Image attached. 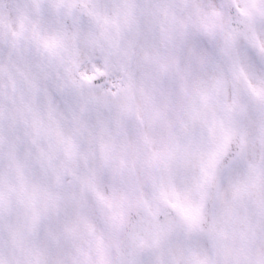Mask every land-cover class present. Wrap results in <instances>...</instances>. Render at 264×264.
Segmentation results:
<instances>
[{
	"label": "rangeland",
	"instance_id": "obj_1",
	"mask_svg": "<svg viewBox=\"0 0 264 264\" xmlns=\"http://www.w3.org/2000/svg\"><path fill=\"white\" fill-rule=\"evenodd\" d=\"M166 1L173 7L174 22L169 50L161 53L160 41H157V53L154 50L157 62L150 42L159 32L162 36V30L149 10L144 11L148 18L143 20L136 16L117 21V12H105L109 21H116L122 35L121 54L107 64L109 85L106 88L109 90L101 88L96 93L102 98L95 99L87 95L93 92L70 90L62 78L65 51L61 36L58 45L57 42L48 44L45 22L41 27L35 22L40 16L46 18L45 8L57 12L59 20H50L51 24L47 25L54 41L61 30L63 7L70 8V0H53L52 3L49 0H0V143L4 146L0 149V185L3 177L4 185L16 187V195L8 202L9 208L4 210L0 200V264H116L112 243L118 222L128 206L137 204L153 214L165 203L177 209L190 231L189 234L183 230L174 232L161 247L160 251L170 252L171 263L214 264L216 257L217 262L224 264H256L246 259L248 243L241 245L237 232L238 241L234 243L218 235L214 248L211 246L215 239L194 230L200 211L196 207L212 171V155L216 150L220 153L236 121L235 114L229 113V97L227 93L223 97L225 88L221 85L222 77L230 68L229 61L219 57V64H224V68L220 65L215 72L218 83L210 68L214 51L211 29L221 25L213 15L217 9L222 11L221 2ZM247 2L253 5L258 48L264 54L263 1L237 0L241 7ZM136 14L143 16L141 10ZM79 31L81 34L84 28L80 27ZM228 36L229 33L223 35L222 46ZM84 40L86 34L80 35V41ZM260 51L252 52L242 40L235 39L234 54L238 63L246 67L244 76L250 87L241 126L242 132L247 134L243 140L245 157L222 176L215 204L217 229L228 222L234 212L245 209L247 225L256 240L250 235V245L261 242L264 236V213L259 214L246 201L247 181L239 186V192L233 189L231 182L242 180L247 173L253 178L246 180L258 181L264 177V152L249 161L252 146L262 143L264 136L261 120L264 97L259 103V95L264 96V83L259 81L258 73L259 67L264 70V58L259 56ZM58 52L62 53L60 59ZM83 53L84 56L80 55L83 69L89 71L99 66L97 62H90L87 55L91 51L86 54L84 49ZM51 70L62 82L61 90L55 87L54 94L49 90L51 99L58 101L63 109L68 107L69 114L77 120L67 142L57 143L53 149L45 146L48 139L44 137L48 134L51 139L52 133L39 123L36 114L35 121L31 104L39 95L47 110L43 112H52L50 127L63 139L67 134L64 121L67 110L61 114L62 108L56 102L51 108L46 92L42 94L39 90L45 77L43 71ZM119 90H122L121 97L117 95ZM108 91L116 95L109 97ZM255 95L256 98L252 97ZM63 96L68 100L64 101ZM69 100L71 106H68ZM7 105L10 123L3 112ZM212 106L216 108L214 112ZM240 108L241 114V103ZM30 118L39 123L41 136L37 144L34 143L36 146L31 140L23 143L21 136L15 137L20 125ZM213 122L219 125L217 130ZM249 122L254 124L253 133H249ZM4 125L12 135L5 134ZM79 153L86 157L92 190L67 169L68 161ZM240 199L247 203L236 208ZM79 205L83 206L81 211ZM237 220L241 221L233 218L228 222L231 232L232 225L237 231ZM257 235L261 238L257 239ZM146 258L138 264H160L155 253Z\"/></svg>",
	"mask_w": 264,
	"mask_h": 264
},
{
	"label": "water",
	"instance_id": "obj_2",
	"mask_svg": "<svg viewBox=\"0 0 264 264\" xmlns=\"http://www.w3.org/2000/svg\"><path fill=\"white\" fill-rule=\"evenodd\" d=\"M230 11H231V9H230ZM221 166H223V165H221ZM215 185H216V177H215V179H214V181L213 182H211V184H210V187H209V189L213 192L214 191V188H215ZM209 202H210V199L208 200V202L206 203V208H205V215H204V213H203V216H202V221H203V217H204V221L202 222V226H205L204 228H207V226L210 224V217L208 216V218H207V209H208V207H209ZM208 219V220H207ZM139 220V217L137 218H135V217H133V218H131V219H129V222L131 223V224H133V226L134 227H136L137 226V224L136 223H134V222H137ZM145 225V224H144ZM163 234H164V229H161V232H160V234H158V236H159V238L161 239L162 238V236H163ZM145 237H153L155 240H156V236L155 235H152L151 233H149V234H143ZM141 236V235H140ZM150 245L149 244H147L146 246H144V247H140V249L141 248H148Z\"/></svg>",
	"mask_w": 264,
	"mask_h": 264
},
{
	"label": "flooded vegetation",
	"instance_id": "obj_3",
	"mask_svg": "<svg viewBox=\"0 0 264 264\" xmlns=\"http://www.w3.org/2000/svg\"><path fill=\"white\" fill-rule=\"evenodd\" d=\"M218 31H219V30L214 29V32L218 33ZM213 40L216 41V38L213 37ZM215 57H216V60H215V67L217 68V67H218V63H219V61H218V53L215 54ZM232 90L234 91V94H235V100L238 102V100L240 99V97H239V92H238L237 87L234 86V85H232ZM237 102H236V103H237Z\"/></svg>",
	"mask_w": 264,
	"mask_h": 264
}]
</instances>
